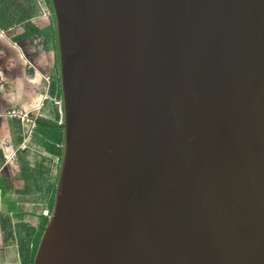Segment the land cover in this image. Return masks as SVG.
<instances>
[{
  "label": "water",
  "instance_id": "95a60500",
  "mask_svg": "<svg viewBox=\"0 0 264 264\" xmlns=\"http://www.w3.org/2000/svg\"><path fill=\"white\" fill-rule=\"evenodd\" d=\"M63 131L32 264H264V0H50Z\"/></svg>",
  "mask_w": 264,
  "mask_h": 264
},
{
  "label": "crops",
  "instance_id": "0c3cea01",
  "mask_svg": "<svg viewBox=\"0 0 264 264\" xmlns=\"http://www.w3.org/2000/svg\"><path fill=\"white\" fill-rule=\"evenodd\" d=\"M54 21L45 0H0V264H29L48 212L60 159L46 147L41 120L57 100ZM28 114L9 116L10 110ZM58 124L61 125V114Z\"/></svg>",
  "mask_w": 264,
  "mask_h": 264
},
{
  "label": "trees",
  "instance_id": "16d2710c",
  "mask_svg": "<svg viewBox=\"0 0 264 264\" xmlns=\"http://www.w3.org/2000/svg\"><path fill=\"white\" fill-rule=\"evenodd\" d=\"M45 1H46L48 10L50 12V16L53 19L50 0H45ZM53 40H54L55 50H56V38H53ZM55 57H56V59H55L56 71L54 74V78L51 81L49 91H50L51 97L55 98V100H57V102H58L59 112L56 111V120L54 122H50L48 120H41V122H39V125H41L45 130L44 132H42V134H44L46 136L45 138H46L47 142L45 144V147L49 151H51L55 155H57L60 159V157L62 155L63 131H62L60 125L58 124V120L60 119V114H61L60 102H59L61 91H60V84H59L57 51H56ZM52 187L53 188L51 189V194H50L49 200H48V214L51 211L52 206H53L56 184H54ZM48 214L45 217H43V219L41 221V225L39 227V232L33 241L32 249L30 251V256H29V258H30L29 264H32V262H33L34 255H35L39 240L41 238L42 232H43L45 225L47 223Z\"/></svg>",
  "mask_w": 264,
  "mask_h": 264
},
{
  "label": "built area",
  "instance_id": "2783aa9c",
  "mask_svg": "<svg viewBox=\"0 0 264 264\" xmlns=\"http://www.w3.org/2000/svg\"><path fill=\"white\" fill-rule=\"evenodd\" d=\"M7 115H9V116H14V117H18V118H20V119H23L24 120V118H26L27 116H28V114L27 113H25V112H20V111H18V110H10L8 113H7ZM46 214H48V212H46Z\"/></svg>",
  "mask_w": 264,
  "mask_h": 264
},
{
  "label": "rangeland",
  "instance_id": "374dc122",
  "mask_svg": "<svg viewBox=\"0 0 264 264\" xmlns=\"http://www.w3.org/2000/svg\"><path fill=\"white\" fill-rule=\"evenodd\" d=\"M49 14H50V12H49Z\"/></svg>",
  "mask_w": 264,
  "mask_h": 264
}]
</instances>
